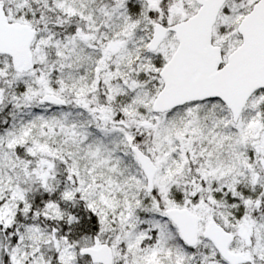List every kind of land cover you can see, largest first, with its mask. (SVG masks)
<instances>
[{
    "label": "snow or ice",
    "instance_id": "1",
    "mask_svg": "<svg viewBox=\"0 0 264 264\" xmlns=\"http://www.w3.org/2000/svg\"><path fill=\"white\" fill-rule=\"evenodd\" d=\"M0 264H264V0H0Z\"/></svg>",
    "mask_w": 264,
    "mask_h": 264
}]
</instances>
